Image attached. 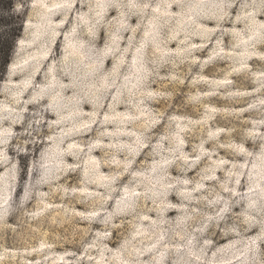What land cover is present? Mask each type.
<instances>
[{
	"label": "rangeland",
	"instance_id": "obj_1",
	"mask_svg": "<svg viewBox=\"0 0 264 264\" xmlns=\"http://www.w3.org/2000/svg\"><path fill=\"white\" fill-rule=\"evenodd\" d=\"M0 264H264V0H0Z\"/></svg>",
	"mask_w": 264,
	"mask_h": 264
},
{
	"label": "bare ground",
	"instance_id": "obj_2",
	"mask_svg": "<svg viewBox=\"0 0 264 264\" xmlns=\"http://www.w3.org/2000/svg\"><path fill=\"white\" fill-rule=\"evenodd\" d=\"M29 4H32V3H29ZM33 4H34V3H33ZM53 8H54V7H53ZM53 8H52V10H53ZM57 8H58V7H57ZM29 11H30V10H29ZM46 11H47V9H46ZM51 12H52V11H51ZM49 13H50V12H49ZM45 18H46V17H45ZM48 18H49V16H48ZM57 18H58V17H57ZM50 19H51V18H50ZM52 19H53V18H52ZM55 19H56V18H55ZM38 20H39V19H38ZM41 20H42V19H41ZM31 21H32V20H31ZM24 22H25V21H24ZM47 22H48V19H47ZM52 22H53V21H51V23H52ZM34 23H35V22H34ZM36 23H37V22H36ZM42 23H43V21L41 22V24H42ZM56 23H57V22H56ZM56 23H55V25H56ZM52 24H53V23H52ZM57 24H58V23H57ZM24 25H25V24H24ZM32 25H33V23H32ZM37 25H38V24H37ZM39 25H40V24H39ZM39 25H38V27L41 26V25H40V26H39ZM45 25H47V24H45ZM55 25H54V27H56ZM57 26H58V25H57ZM27 27H28V26H27ZM35 28H36V25H35ZM43 28H44V27H43ZM23 29H24V26H23ZM33 29H34V25H33ZM25 30H26V29H25ZM36 30H37V29H36ZM42 31H43V30H42ZM29 32H30V31H29ZM33 33H34V32H33ZM35 33H36V32H35ZM38 33H40V32H38ZM49 35H50V34H49ZM31 36H32V35H31ZM36 36H37V35H36ZM36 36H35V37H36ZM39 36H40V34H39ZM45 36H46V35H45ZM19 38H20V37H19ZM19 38H18V39H19ZM34 39H35V38H34ZM17 41H18V40H17ZM29 41H30V40H29ZM40 41H41V40H40ZM40 41H39V42H40ZM42 41H43V40H42ZM42 41H41V42H42ZM30 42H31V41H30ZM16 43H17V42H16ZM19 44H21V43H19ZM22 44H23V43H22ZM43 44H44V43H43ZM23 45H24V44H23ZM26 45H27V43H26ZM20 46H21V45H20ZM40 46H42V45H40ZM44 46H45V45H44ZM14 49H15V48H14ZM45 49H46V48H45ZM16 50H17V49H16ZM24 51H25V50H24ZM30 51H31V50H30ZM30 51H29V52H30ZM17 52H18V51H17ZM26 52H27V51H26ZM32 53H33V52H32ZM41 53H42V52H41ZM41 53H40V54H41ZM24 54H25V53H24ZM46 54H47V53H46ZM46 54H45V55H46ZM47 55H48V54H47ZM30 56H31V55H30ZM42 56H43V55H42ZM43 57H45V56H43ZM31 58H32V57H31ZM31 58H30V59H31ZM33 58H34V57H33ZM26 59H28V58H26ZM46 59H47V58H46ZM15 60H16V59H15ZM33 60H34V59H33ZM33 60H32V61H33ZM36 60H37V59H36ZM23 61H24V60H23ZM34 61H35V60H34ZM43 61H44V60H43ZM15 62H16V61H15ZM25 62H26V61H25ZM35 62H37V61H35ZM21 63H22V62H21ZM38 65H39V64H38ZM16 66H17V65H16ZM22 66H23V65H22ZM40 66H41V63H40ZM40 66H39V67H40ZM11 67H12V65H8V67H7L5 73L9 72L8 70H10ZM12 68H13V67H12ZM41 72H42V71H41ZM34 73H36V72H34ZM35 75H36V74H35Z\"/></svg>",
	"mask_w": 264,
	"mask_h": 264
},
{
	"label": "trees",
	"instance_id": "obj_3",
	"mask_svg": "<svg viewBox=\"0 0 264 264\" xmlns=\"http://www.w3.org/2000/svg\"><path fill=\"white\" fill-rule=\"evenodd\" d=\"M6 1H11V0H6ZM7 69V68H6Z\"/></svg>",
	"mask_w": 264,
	"mask_h": 264
}]
</instances>
